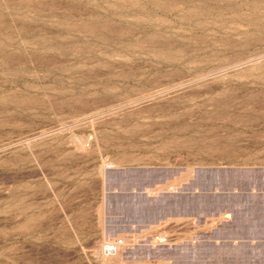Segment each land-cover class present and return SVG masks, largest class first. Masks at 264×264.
<instances>
[{
  "label": "rangeland",
  "instance_id": "rangeland-1",
  "mask_svg": "<svg viewBox=\"0 0 264 264\" xmlns=\"http://www.w3.org/2000/svg\"><path fill=\"white\" fill-rule=\"evenodd\" d=\"M158 168L256 172L236 215L107 211ZM0 264H264V0H0Z\"/></svg>",
  "mask_w": 264,
  "mask_h": 264
},
{
  "label": "water",
  "instance_id": "water-1",
  "mask_svg": "<svg viewBox=\"0 0 264 264\" xmlns=\"http://www.w3.org/2000/svg\"><path fill=\"white\" fill-rule=\"evenodd\" d=\"M254 170L199 169L191 186L182 191L150 189L180 173L179 169H125L107 173V211L127 224L150 225L172 218L236 215L243 195L224 192L223 187L255 175Z\"/></svg>",
  "mask_w": 264,
  "mask_h": 264
},
{
  "label": "built area",
  "instance_id": "built-area-1",
  "mask_svg": "<svg viewBox=\"0 0 264 264\" xmlns=\"http://www.w3.org/2000/svg\"><path fill=\"white\" fill-rule=\"evenodd\" d=\"M126 247L125 240L122 238H116L104 247V253L107 256H115L119 254Z\"/></svg>",
  "mask_w": 264,
  "mask_h": 264
}]
</instances>
